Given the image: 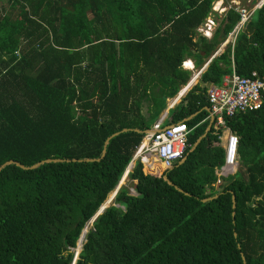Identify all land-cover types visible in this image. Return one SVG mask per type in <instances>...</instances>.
<instances>
[{"label": "trees", "instance_id": "obj_1", "mask_svg": "<svg viewBox=\"0 0 264 264\" xmlns=\"http://www.w3.org/2000/svg\"><path fill=\"white\" fill-rule=\"evenodd\" d=\"M10 1L20 8L0 18V166L70 160L0 171V264H72L145 133L115 135L100 160L73 159L101 157L125 127H152L188 84L190 56L211 60L168 119H187L193 144L210 123L211 84L234 70L264 76V1L214 57L242 17L231 7L211 38L202 34L216 0ZM216 123L174 168L138 160L128 174L136 193L120 186L75 264H245L243 254L264 264V100L227 118L245 169L220 183Z\"/></svg>", "mask_w": 264, "mask_h": 264}, {"label": "built area", "instance_id": "obj_2", "mask_svg": "<svg viewBox=\"0 0 264 264\" xmlns=\"http://www.w3.org/2000/svg\"><path fill=\"white\" fill-rule=\"evenodd\" d=\"M233 7H236L235 9L242 15L240 22L235 26L229 37L234 42L238 32L249 20L248 18L253 11L241 5H233ZM242 7L245 10L241 9ZM214 8L217 10L219 7L216 8L214 6ZM216 22V18L213 19L212 16H209L205 25L199 27L198 30L202 34L211 37L214 33ZM17 54H19L18 51ZM208 96L211 115L217 121V128L219 129L222 126L223 131L228 132L226 141L223 144L225 162L217 170L219 176L217 183H220L222 181L221 177L229 175L230 171L238 165L239 159L240 136L227 125V118L238 113L260 108L264 100V76L257 70H253L249 76H241L234 70L225 76L222 84H211L208 88ZM167 118V114L162 115L153 124V132L145 133L142 143L137 147L133 155V166L129 165L127 171L130 172L138 160H141L145 165L153 167L152 155H156L157 159L168 169H171L186 157L188 147L190 148L191 146L189 136L194 127L189 126L187 119L166 124Z\"/></svg>", "mask_w": 264, "mask_h": 264}, {"label": "rangeland", "instance_id": "obj_3", "mask_svg": "<svg viewBox=\"0 0 264 264\" xmlns=\"http://www.w3.org/2000/svg\"><path fill=\"white\" fill-rule=\"evenodd\" d=\"M221 1V0H220ZM264 0H223V5H220V7H219V4L217 5V3L218 2H216V8H218L219 7V9H218V13L216 12V13H214V15H210V17L212 16V18L213 19H217V22H216V26L218 25V24H220V22H221V20L226 16V13L228 12V10L229 9H231V6L233 7V5H236V6H238V5H243V7H250V10L251 11H253V9H255V8H257V7H259V5L263 2ZM241 8V9H244L245 10V8ZM20 8V6L17 4L16 6H14L13 5V3H12V1H10V0H1V2H0V18L3 16V15H8V14H10V16H12L13 18L14 17H16V13H17V11H18V9ZM234 8H236V7H234ZM240 9V8H239ZM249 12V11H248ZM250 14V13H249ZM248 19H250V16H249V18ZM211 27H215V26H213V25H210ZM237 26V25H236ZM243 27H245V26H243ZM242 27V28H243ZM23 42H25L24 40H23ZM222 46V45H221ZM221 46H220V48H219V52H221L223 49H221ZM20 55V54H19ZM187 65H190L191 66V64H189L188 62L186 63ZM185 64V65H186ZM192 76L193 75H191V78H192ZM190 82V81H189ZM188 85V84H187ZM195 85V84H194ZM183 88V87H182ZM181 88V89H182ZM183 90V89H182ZM181 90V91H182ZM181 91H179V92H181ZM178 94H180V93H178ZM177 94V95H178ZM176 95V96H177ZM175 96V97H176ZM175 97H172L171 99H169V103L171 104V102H172V100L175 98ZM183 99V97L181 96L180 97V100L179 101H177V103L175 102V105L176 104H178L181 100ZM149 102L148 101H146V103H145V111L147 110V104H148ZM170 104H168V105H170ZM174 105V104H173ZM172 105V106H173ZM171 111H174V108H171L170 109V111H169V113L171 112ZM165 113V112H164ZM164 113L162 114V115H164ZM161 115V116H162ZM192 116V115H191ZM190 116V117H191ZM165 123L166 124H168L169 123V120H168V118H167V120L165 121ZM222 127V126H221ZM221 139V138H220ZM221 144L222 143V139H221V141L220 142H216V144ZM151 161H152V164L154 165V164H158V163H161V165H160V169H163V168H165L164 167V165H163V163L161 162V161H159L158 159H157V157H156V155H152L151 156ZM146 166H148V165H146ZM150 167V166H149ZM241 169L242 171H244V166H241L240 165V163H238V165L237 166H235L231 171H230V173L229 174H231V173H234V172H236L238 169ZM127 173H128V171H127ZM125 177V174H124V176H123V178ZM123 178H122V180H123ZM136 182V181H135ZM133 183H134V181L133 180H131L130 179V176L129 175H127V177H126V179H125V181L124 182H122V184L120 185V186H122V185H126V186H128V188L130 189V192L131 193H136V191H135V188H134V186H133ZM119 189H118V187H117V189L116 190H114L113 192H111L110 194H109V196H108V199H107V201L105 202L106 204H110V203H114L113 201H114V197H115V195H116V193L115 192H117ZM92 224V221L90 222H88L87 224H86V226H87V229H89V227H90V225ZM85 226V227H86ZM86 231V233H87V230H85ZM84 239L85 238H83V240H82V242L80 243H78V247L80 246H82L83 245V243H84ZM79 244H82V245H79ZM79 250V249H78ZM79 252V251H78ZM76 253H77V249H76Z\"/></svg>", "mask_w": 264, "mask_h": 264}, {"label": "water", "instance_id": "obj_4", "mask_svg": "<svg viewBox=\"0 0 264 264\" xmlns=\"http://www.w3.org/2000/svg\"><path fill=\"white\" fill-rule=\"evenodd\" d=\"M207 109L211 112V109H210V107H207ZM194 115V114H193ZM192 117V116H191ZM191 117H189V118H191ZM214 121H215V119H214V117L211 115V118H210V123H209V125H208V127H207V129H206V131L195 141V143L194 144H192L191 145V149H190V151H193V150H195L196 148H197V146L199 145V143L203 140V138H205L206 136H207V134H208V132L212 129V126H213V124H214ZM215 127L217 128V125L215 124ZM129 130H136V131H139V132H144V133H147V132H153V130H154V127L152 126V127H150V128H148V129H146V130H141V129H139V128H128V127H125V128H123L122 130H120V131H116V132H114L113 134H111L107 139H106V141H105V145H104V150H103V153H102V156L101 157H99V158H84V159H76V158H74L73 160H86V161H95V160H100L102 157H104L105 155H106V152H107V146H108V144H109V142H110V140H111V138H113L115 135H117V134H119V133H121V132H125V131H129ZM241 157V155L239 154V158ZM187 158V155H186V157L184 158V159H182L178 164H181V163H183L184 161H185V159ZM65 160H70L69 158H53V157H51V158H46V159H43V160H40V161H38V162H36V163H34V164H32V165H25V164H23V163H21V162H19V161H16V160H14V159H11V160H8V161H6L5 163H3L1 166H0V171L6 166V165H8V164H11V163H15V164H17V165H19L20 167H22V168H25V169H33V168H36V167H38V166H40L41 164H43V163H45V162H53V161H65ZM130 166L132 165L133 166V161H131L130 162V164H129ZM175 167V166H174ZM174 167H172V168H174ZM164 178L170 183V184H173V182H172V180L168 177V175L167 174H165L164 175ZM122 183L120 182V184L118 185V189L120 188V185H121ZM180 191H184L182 188H180V187H178V186H176ZM219 190H223V187H219ZM115 193H117V192H115ZM218 196V194L217 195H214V196H211V197H208V198H205V199H203L204 201H207V200H210V199H213V198H215V197H217ZM233 201H234V206H236V196L235 195H233ZM111 204V203H110ZM109 204H104V205H102L101 206V208L98 210V212L96 213V215L90 220V222L92 221H94L95 219H96V217L100 214V213H102L103 211H104V209L108 206ZM85 230H88L87 229V226L83 229V231H82V234H81V236H80V239H79V241H78V243L80 242V240L82 239V237L84 236V232H85ZM84 238H86V236L84 237ZM82 248H83V246H82ZM82 248H81V250H82ZM76 249H78V247L76 248ZM80 250V251H81ZM78 255H79V253L77 254L76 253V256H75V259H74V261H73V263L72 264H75L76 263V260H77V258H78ZM243 258H244V261H245V264H247V262H246V257H245V255L243 254Z\"/></svg>", "mask_w": 264, "mask_h": 264}, {"label": "crops", "instance_id": "obj_5", "mask_svg": "<svg viewBox=\"0 0 264 264\" xmlns=\"http://www.w3.org/2000/svg\"><path fill=\"white\" fill-rule=\"evenodd\" d=\"M221 49H223L224 50V48H223V46H221ZM222 50V51H223ZM17 53V52H16ZM220 53V52H219ZM188 60V63L189 62H194L195 64H196V66H195V69H193L192 70V73H191V75L193 74V76H192V78H190V82L194 79V77L196 76V75H198V78L196 79V82H194L191 86H190V88L188 89V90H190L193 86H194V84H197L198 83V81H199V79H200V75L202 74V72L207 68V62L204 64V67L203 66H201V65H199L198 63H197V60H196V57L195 56H190L189 58H187L185 61H187ZM192 65V64H191ZM185 68H188L189 69V67H188V65H185L184 66ZM197 71V72H196ZM200 74V75H199ZM190 82H188V83H190ZM187 90V91H188ZM186 91V92H187ZM185 92V93H186ZM185 93H183V95L185 94ZM183 95H181L182 97H184ZM180 95H178V96H176L173 100L174 101H179L180 100V97H181ZM169 99H171V98H169ZM169 99H168V103H169ZM175 106V103H174V105L172 106V102H171V104L170 105H168L167 106V108L166 109H164L163 110V112L161 113V115L164 113V112H166V113H164V114H167V115H169V111H170V109L172 108V107H174ZM207 107H210L209 105H207V106H205V109L206 110H208L207 109ZM166 110V111H165ZM209 111V110H208ZM210 112V111H209ZM197 113H199V111H197L196 113H194V115H196ZM160 115V116H161ZM194 115H192V117L194 116ZM210 118H211V112H210ZM169 120V119H168ZM206 131V130H205ZM202 135V134H201ZM200 135V136H201ZM199 136V137H200ZM227 136H228V132H222V135L220 136V138L222 139V143H221V145L223 146V144L225 143V141H226V138H227ZM195 143V142H194ZM193 143V144H194ZM219 169V167L216 169V172H217V170Z\"/></svg>", "mask_w": 264, "mask_h": 264}, {"label": "clouds", "instance_id": "obj_6", "mask_svg": "<svg viewBox=\"0 0 264 264\" xmlns=\"http://www.w3.org/2000/svg\"><path fill=\"white\" fill-rule=\"evenodd\" d=\"M216 2H218L217 5L219 4V7H220V5H223V0H221V1H220V0H216V1H214L213 12L210 13V14H212V15H213L214 13H216V12L218 13V9H219V8H218L217 10L214 8V6H216V5H215ZM209 16H210V15H209ZM209 16H208V17H209ZM208 17H207V18H208ZM206 20H207V19H206ZM205 22H206V21H205ZM205 22H204V24H202L201 26H204V25H205ZM201 26H200V27H201ZM218 26H219V24L215 27V29H214V33H215L216 29L218 28ZM198 29H199V28H198ZM214 33H213V35H214ZM213 35H212V36H213ZM212 36H211V37H212ZM207 37H208V36H207ZM211 37H209V38H211ZM229 37H230V35H229ZM229 37L227 38V40H226L224 43L221 44V45L223 46L224 49H225L227 43H228L229 41H232V40L229 39ZM235 40H236V39H235ZM232 42H233V41H232ZM234 42H235V41H234ZM218 50H219V49H218ZM221 52H222V51H221ZM221 52H220V53H221ZM218 53H219V51H217L212 57H214V56H215L216 54H218ZM210 60H211V59H210ZM210 60L207 61L208 64H209V61H210ZM187 62H188V60H187V61H184V66H185V64H186ZM205 63H206V62H205ZM205 63H204V64H205ZM208 64H207V66H208ZM186 65H187V64H186ZM195 66H196V64L192 61V65H191V66L188 65L189 69H188V68H186V69H188V70H190V71L192 72V70L195 69ZM203 66H204V65H203ZM234 68H235V67H234ZM182 89H183V88H182ZM182 89H181V90H182ZM181 90H180V91H181ZM179 93H181V92H179ZM186 93H187V92H186ZM186 93H185L183 96H185ZM178 95H179V94H178ZM178 95H177V96H178ZM172 108H173V107H172ZM191 145H192V144H191ZM239 154H240V153H239ZM126 171H127V170H126ZM128 174H129V171H128Z\"/></svg>", "mask_w": 264, "mask_h": 264}, {"label": "bare ground", "instance_id": "obj_7", "mask_svg": "<svg viewBox=\"0 0 264 264\" xmlns=\"http://www.w3.org/2000/svg\"><path fill=\"white\" fill-rule=\"evenodd\" d=\"M189 64H192V62H189ZM204 67V66H203ZM197 72V71H196ZM193 75V74H192ZM200 75V74H199ZM198 78V75H196L195 77H194V79L190 82V83H188V85H183L184 87H183V90L181 91V93L179 94L180 96L181 95H183V93H185L189 88H190V86L194 83V82H196V79ZM177 103V101H174V100H172V105L174 104V103ZM168 104H170V103H168ZM166 111V110H165ZM166 113V112H165ZM127 175H128V173H127V171L125 172V177L123 178V180H120L121 181V183L122 182H124L125 181V179H126V177H127ZM85 234H84V236L82 237V239L80 240V243L82 242V240H83V238L86 236V231L84 232ZM79 245H82V244H79ZM78 249H80L79 247H78ZM77 249V253H78V250Z\"/></svg>", "mask_w": 264, "mask_h": 264}]
</instances>
